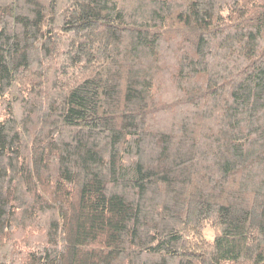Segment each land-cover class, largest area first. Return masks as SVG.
Masks as SVG:
<instances>
[{"label": "trees", "instance_id": "trees-1", "mask_svg": "<svg viewBox=\"0 0 264 264\" xmlns=\"http://www.w3.org/2000/svg\"><path fill=\"white\" fill-rule=\"evenodd\" d=\"M0 264H264V0H0Z\"/></svg>", "mask_w": 264, "mask_h": 264}, {"label": "rangeland", "instance_id": "rangeland-1", "mask_svg": "<svg viewBox=\"0 0 264 264\" xmlns=\"http://www.w3.org/2000/svg\"><path fill=\"white\" fill-rule=\"evenodd\" d=\"M204 233L206 238H212L214 236V233H212L210 230H207Z\"/></svg>", "mask_w": 264, "mask_h": 264}]
</instances>
